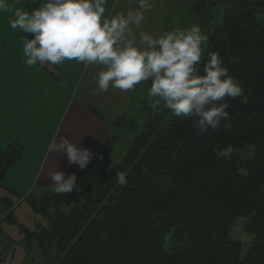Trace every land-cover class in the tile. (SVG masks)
Segmentation results:
<instances>
[{"label":"trees","instance_id":"16d2710c","mask_svg":"<svg viewBox=\"0 0 264 264\" xmlns=\"http://www.w3.org/2000/svg\"><path fill=\"white\" fill-rule=\"evenodd\" d=\"M264 2L235 1L213 32L201 65L219 52L229 74L238 79L248 102L228 99L230 119L201 135L196 119L169 110L142 108L122 163L110 168L116 138L102 148L86 174L87 186L69 194L47 192L27 198L46 223L29 232L43 264H264ZM97 114V111H93ZM119 123L127 124L120 119ZM139 123V127H137ZM143 123V126L140 125ZM121 124V125H122ZM227 124L225 127L224 125ZM120 126V125H118ZM232 145L230 159L213 149ZM23 147L0 151V187L22 161ZM114 171H111L113 170ZM126 173V185L116 174ZM81 183V182H80ZM83 197V202H81ZM0 202L11 206L8 198ZM12 208L0 222L15 224ZM253 243L245 255L231 234L238 220L250 219ZM254 224V226H253ZM174 235L181 253L163 250ZM155 241V248H151ZM30 248V247H28Z\"/></svg>","mask_w":264,"mask_h":264},{"label":"clouds","instance_id":"9594fccd","mask_svg":"<svg viewBox=\"0 0 264 264\" xmlns=\"http://www.w3.org/2000/svg\"><path fill=\"white\" fill-rule=\"evenodd\" d=\"M107 2L32 0L38 6L26 10L10 0H0V13L12 14V29L33 34L23 41L27 66L62 65L73 60L96 66L99 70L94 81L101 93L110 88L126 92L150 81L147 97L153 111L169 110L181 119H196L201 135L230 119L227 109L231 105L226 98L248 102L240 81L229 74L219 52L210 53L201 65L209 38L198 24L153 35L142 29L152 0H138L136 9L106 16ZM213 151L218 157L230 159L234 149L228 145ZM47 153L58 154L80 169L86 168L93 157L90 149L59 133L48 144ZM48 176L58 194L78 189L75 173L49 170ZM116 179L121 186L127 183L123 171L116 174Z\"/></svg>","mask_w":264,"mask_h":264},{"label":"crops","instance_id":"0c3cea01","mask_svg":"<svg viewBox=\"0 0 264 264\" xmlns=\"http://www.w3.org/2000/svg\"><path fill=\"white\" fill-rule=\"evenodd\" d=\"M136 1L129 0L128 5L120 8V0H108L105 15L136 9ZM10 3L26 10L38 6L32 0H10ZM148 13L145 20L149 19ZM11 16V13H0V151L19 144L24 153L22 161L8 172L0 190L12 195L24 192L27 200L29 192L30 195L43 193V196L54 191L49 170H63L66 175L75 173L77 184L86 178L89 167L96 162L97 155L112 135L111 127L120 119L126 120V115L122 114L130 112L132 90L128 93L119 90L115 106L122 108L123 113L120 117L107 119L110 111L107 113L105 110L111 107V101L107 99L112 96L96 89L94 78L98 67L84 66L73 60L62 65L38 64L37 68L42 72L34 73L33 67L25 64L23 55L24 37L31 39L33 34L12 29L9 25ZM144 27L143 23V30ZM24 71L27 73L23 74ZM32 82H36V86L31 85ZM50 106L57 107L51 108L57 110L52 124L46 115L43 117L41 114ZM37 109L34 122L33 114ZM57 133L93 152L86 168L80 169L77 165L68 164L67 159L58 154L47 153V146ZM0 197L8 198L1 192Z\"/></svg>","mask_w":264,"mask_h":264},{"label":"rangeland","instance_id":"374dc122","mask_svg":"<svg viewBox=\"0 0 264 264\" xmlns=\"http://www.w3.org/2000/svg\"><path fill=\"white\" fill-rule=\"evenodd\" d=\"M235 1L264 2V0H152L151 10L147 11L149 12L147 15L149 19L144 22V31L153 35H158L164 30H171L175 27L184 28L192 24H198L202 31L208 35L209 44V40L216 27L221 26L223 23L226 8ZM128 4L129 0H120L119 3L120 8ZM134 5H138V1H136ZM147 12H145V17ZM258 20L264 25V15H260ZM207 47L204 50L203 56ZM32 71L34 73L42 72L41 69L37 68V65L33 66ZM25 73H27V71L23 72V74ZM26 84H29V82ZM31 85L36 86V82H32ZM149 86L150 81L141 82V84L137 85L136 88L132 90V97H130V112L125 111L124 113L122 112V108L115 106V101H117V96L119 95V89L110 88L108 90V93L112 96L107 99V101H111V107L105 111L107 113L110 111V113H103L108 115L105 116L109 120H112L113 117H120V114L123 113L122 115H126L125 118L127 122V124L124 125L119 123L118 125L120 126L111 127V137L116 138V146L113 155L114 167L116 168L122 163L132 141L135 139L134 133L141 130V128L138 130L131 129L134 125L132 120L135 121L140 113L142 114V108L148 109V107H150L147 97V88ZM126 92L128 93L129 91ZM124 100H126V98H124ZM51 108L57 107L50 106L45 110L43 109L44 112L40 111L42 116L45 117L46 115L49 123L52 124L57 117V110ZM37 112L38 109L33 114L34 122L37 118ZM137 124V127H139V123ZM142 126L143 123L140 127ZM111 171H114V169ZM88 180L89 177H86L79 183V186H87L89 184ZM0 192L3 197L9 198L11 203V206H7L0 202V210L2 209L5 212L11 207L13 212L11 217L15 221V224L9 222L0 223V264H43L45 256L42 250L36 242H33L31 246L27 245L25 235L21 229L34 232L38 229V225L45 224L46 221L33 211L26 200L25 194H23L24 192H19L16 195L6 193L2 189ZM29 193L27 197H30ZM42 194L43 193L34 192L33 196L39 198ZM250 220L251 218L238 220L231 234V239L233 241L241 242L243 255L247 253L253 243V236L247 232ZM173 237L174 235L165 238L163 250L168 254H175L176 252L181 253V251L186 248L184 246H176ZM154 242L155 241H153V243L151 242V248H155Z\"/></svg>","mask_w":264,"mask_h":264}]
</instances>
